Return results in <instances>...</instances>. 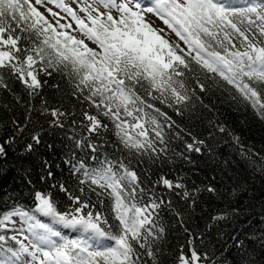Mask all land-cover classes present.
I'll return each mask as SVG.
<instances>
[{
    "label": "snow or ice",
    "instance_id": "1",
    "mask_svg": "<svg viewBox=\"0 0 264 264\" xmlns=\"http://www.w3.org/2000/svg\"><path fill=\"white\" fill-rule=\"evenodd\" d=\"M54 73L65 78L79 118L45 100L38 111L90 154L65 160L80 195L59 183L52 188L66 196L63 209L52 192L39 190L29 205L0 207V264H162L160 212L172 206L157 189L192 203L195 193L182 177L151 180L148 168L174 155L169 134L178 125L170 113L212 110L203 96L213 86L264 120V0H0V87L9 86L5 76L19 81L31 113L41 77ZM12 123L0 160L24 130ZM106 132L115 139H102ZM31 140L40 143V134ZM204 143L192 137L186 148L199 153ZM175 214L184 242L170 264H223Z\"/></svg>",
    "mask_w": 264,
    "mask_h": 264
},
{
    "label": "trees",
    "instance_id": "2",
    "mask_svg": "<svg viewBox=\"0 0 264 264\" xmlns=\"http://www.w3.org/2000/svg\"><path fill=\"white\" fill-rule=\"evenodd\" d=\"M4 79L9 86L0 87V141L14 132L13 121L19 122L24 130L16 133L17 139L7 159L0 160V207L12 201L29 205L34 192L39 190L52 192L63 209L67 198L52 185L63 183L80 195L77 180L65 160L73 152L78 159H86L89 153L75 148L68 139L67 127L50 128L38 110L45 100L50 106H63L75 112L79 118L80 106L72 99L65 78L54 73L51 77H41L46 83L39 89L40 94L31 99L36 111L29 113V97L24 86L7 76ZM203 102L212 110L200 108L191 116L170 113L178 125L169 134L174 155L170 161L148 168L151 180L160 176L170 180L182 177L186 190L195 193L192 203L191 199H181L163 186L157 189L172 206L171 210L165 207L160 212V221L167 229L161 242L162 264H170L172 254L184 242L177 211L188 229L203 234L202 250L212 251L223 264H247L249 258L256 264H264V120L244 104L231 102L228 93L215 86L203 96ZM217 125H223L226 131L219 132ZM36 133L40 134L38 144L31 140ZM192 137L205 141L201 152L187 150L186 144L192 143ZM102 139L115 138L106 132ZM28 143H33L32 151L25 150ZM105 147L112 151L111 145ZM48 171L53 173L52 177L47 176ZM138 171L147 186L144 168ZM209 187L216 192L207 191ZM91 199L96 201L95 196Z\"/></svg>",
    "mask_w": 264,
    "mask_h": 264
},
{
    "label": "rangeland",
    "instance_id": "3",
    "mask_svg": "<svg viewBox=\"0 0 264 264\" xmlns=\"http://www.w3.org/2000/svg\"><path fill=\"white\" fill-rule=\"evenodd\" d=\"M42 11H44V9H42ZM154 26L155 27H164L163 25H162V23L159 21V20H155V24H154ZM94 47V46H93Z\"/></svg>",
    "mask_w": 264,
    "mask_h": 264
}]
</instances>
